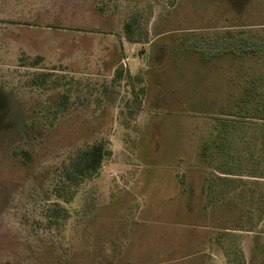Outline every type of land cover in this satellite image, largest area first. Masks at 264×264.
Wrapping results in <instances>:
<instances>
[{
    "label": "rangeland",
    "instance_id": "1",
    "mask_svg": "<svg viewBox=\"0 0 264 264\" xmlns=\"http://www.w3.org/2000/svg\"><path fill=\"white\" fill-rule=\"evenodd\" d=\"M242 7L0 0V264H233L224 248L235 227L252 230L236 234L249 261L250 248L264 244V215L237 218L218 202L205 208L199 150L215 125L206 111L218 104L203 93L207 72L216 73L185 49L228 17L264 23V0ZM133 14L149 38L164 34L127 42L123 24ZM100 141L112 156L71 201L59 199L54 187L70 158Z\"/></svg>",
    "mask_w": 264,
    "mask_h": 264
},
{
    "label": "trees",
    "instance_id": "2",
    "mask_svg": "<svg viewBox=\"0 0 264 264\" xmlns=\"http://www.w3.org/2000/svg\"><path fill=\"white\" fill-rule=\"evenodd\" d=\"M218 2L220 6L235 11L243 8L249 0ZM226 20L231 23L214 29L215 33L205 39L185 41L189 44L185 49L200 60L201 63L197 64L201 67L208 64L213 68L212 72L216 73L215 76L207 72L214 77V84L208 79L203 93L204 98H212L210 102L218 104V108L206 111V117H210L215 125L204 136L199 150L205 168L201 195L206 209L218 202L222 203L223 211L232 212L237 218H261L264 215V188L260 187H264V183H251L250 179L264 180V23L239 24L233 22L231 17ZM123 28L125 39L132 44H153L164 34L149 38L138 14L125 20ZM206 44H214L216 50L207 52L204 48ZM39 60L41 57L35 61ZM215 70L224 76L219 77ZM115 74L120 79L124 76L120 69ZM68 99L67 95H63V107L67 105ZM22 154L26 160L31 159L28 152L23 151ZM112 154L108 141L79 149L62 170L61 184L54 187L55 195L65 202L71 201L76 187L95 177ZM213 162H217L215 169L211 168ZM211 169L217 177L212 175ZM58 206L53 212L64 218L66 211L61 205ZM233 229L237 232L230 236L234 243L229 242L228 248H224L228 262L264 264V244L255 240L258 242L250 248L249 261H245L240 247V235L236 234L252 230L240 227ZM217 239L222 241L225 238L220 235Z\"/></svg>",
    "mask_w": 264,
    "mask_h": 264
},
{
    "label": "crops",
    "instance_id": "3",
    "mask_svg": "<svg viewBox=\"0 0 264 264\" xmlns=\"http://www.w3.org/2000/svg\"><path fill=\"white\" fill-rule=\"evenodd\" d=\"M129 74H132V72L129 70ZM213 81L211 84H214V77L212 76L211 78H209L208 82ZM202 186V185H201ZM201 194V191H200Z\"/></svg>",
    "mask_w": 264,
    "mask_h": 264
}]
</instances>
